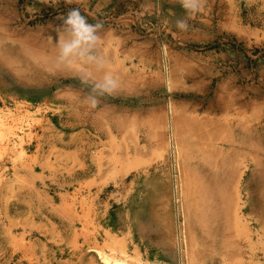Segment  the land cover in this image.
Returning a JSON list of instances; mask_svg holds the SVG:
<instances>
[{"label":"rangeland","instance_id":"rangeland-1","mask_svg":"<svg viewBox=\"0 0 264 264\" xmlns=\"http://www.w3.org/2000/svg\"><path fill=\"white\" fill-rule=\"evenodd\" d=\"M72 8L103 21L120 81L94 109L80 78L103 71L56 62ZM181 18L180 0H0V264H264V0ZM151 205L169 221L136 223Z\"/></svg>","mask_w":264,"mask_h":264},{"label":"clouds","instance_id":"clouds-1","mask_svg":"<svg viewBox=\"0 0 264 264\" xmlns=\"http://www.w3.org/2000/svg\"><path fill=\"white\" fill-rule=\"evenodd\" d=\"M180 4L187 18L178 19L176 27L186 32L189 30L188 18L202 9L204 0H180ZM102 28L103 21L89 23L80 9L72 8L62 18L57 30L56 44L59 51L56 62L58 65L72 66L79 62L92 65L97 71H103L99 79H94L92 72H84L80 78L81 83L90 89L84 102L93 109L100 103V98L112 95L120 88L119 78L112 71H105L109 62L99 51L101 36L98 33ZM77 56L79 61L72 59Z\"/></svg>","mask_w":264,"mask_h":264},{"label":"crops","instance_id":"crops-1","mask_svg":"<svg viewBox=\"0 0 264 264\" xmlns=\"http://www.w3.org/2000/svg\"><path fill=\"white\" fill-rule=\"evenodd\" d=\"M114 196V195H113ZM161 206L155 207L150 206L148 208H145L142 212V215L139 216L138 211L136 212V223H162V220H164V217H166V220L169 221V214H166L168 209H166V212L163 211Z\"/></svg>","mask_w":264,"mask_h":264},{"label":"bare ground","instance_id":"bare-ground-1","mask_svg":"<svg viewBox=\"0 0 264 264\" xmlns=\"http://www.w3.org/2000/svg\"><path fill=\"white\" fill-rule=\"evenodd\" d=\"M1 147H2V145H1ZM3 150H4V148H3ZM246 229H247V227H246ZM96 251H97V254H98L99 258L101 259L102 263H104V264H130L125 259H119V258H116V257H111L112 255L109 256V255L106 254V252H102L100 250H96Z\"/></svg>","mask_w":264,"mask_h":264}]
</instances>
